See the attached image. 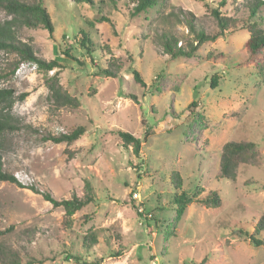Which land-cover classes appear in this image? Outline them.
<instances>
[{
  "label": "rangeland",
  "instance_id": "374dc122",
  "mask_svg": "<svg viewBox=\"0 0 264 264\" xmlns=\"http://www.w3.org/2000/svg\"><path fill=\"white\" fill-rule=\"evenodd\" d=\"M94 1L91 8L45 0L53 36L41 28L18 33L37 57L56 59L63 68L46 73L22 62L0 81V89L28 94L12 111L25 128L0 138L4 169L24 186L0 182V242L34 264H264V246L256 248L240 234L252 233L264 211V71L245 61L249 32L238 29L201 46L195 57L172 59L159 35L174 33L185 48L193 39L182 18L186 13L217 33L207 3L220 8L221 0H171L134 16L128 0ZM246 4L226 0L220 10L246 17ZM97 10L110 21L98 23ZM259 15L264 28V6ZM9 19L0 9V23ZM82 32L89 33L95 53L82 47ZM113 58L122 69L106 76L100 69ZM17 60L1 51L0 70ZM134 69L145 86L136 82ZM56 72L79 106L54 104L45 78ZM82 126L86 133L71 145L43 140ZM118 130L141 140L139 155L125 147ZM241 140L254 142L259 157L239 168L234 183L225 181L219 177L222 148ZM29 187L58 200L91 193L93 202L72 217L68 229L63 209ZM182 191L195 202L178 217L172 201ZM211 192L220 197L217 207L196 201ZM92 233L98 243L86 253L78 239ZM119 245L123 254L110 257ZM69 251L82 253V260L69 258Z\"/></svg>",
  "mask_w": 264,
  "mask_h": 264
},
{
  "label": "trees",
  "instance_id": "16d2710c",
  "mask_svg": "<svg viewBox=\"0 0 264 264\" xmlns=\"http://www.w3.org/2000/svg\"><path fill=\"white\" fill-rule=\"evenodd\" d=\"M78 4L88 5L93 7L95 5L94 0H74ZM171 0H128L129 4H132L131 14L140 15L142 13H147L150 9L156 7H164ZM205 2L206 0H197ZM222 2L219 7H224L226 0H221ZM264 6V0H247V4L244 6L245 12H247L246 17H228L221 13L220 8H213L207 3V8L210 9L211 14L216 20L218 32L215 34H210L203 30L196 24L193 14L186 13L183 15V21L186 24L188 32L193 36L192 41L186 44L185 48L178 46L179 39L174 35V33H161L158 40L162 44L164 51L171 56L172 59H177L179 57H195L199 48L206 43L214 42L218 37H224L237 31L238 29L247 30L250 34L248 40L244 45V52L246 56V63L253 65L260 72L264 71V58L263 62H260L264 51V28H263V17L259 15L261 8ZM0 9L6 12L10 17L0 23V52L5 51L6 53L16 54L18 60L10 65V67L4 72L0 70V81L13 76L22 62H30L36 64L41 71H52L56 68L62 69V64L58 60L45 61L35 54V51L31 44L21 41L18 33L23 28L28 29H44L47 30L51 36L54 34V24L51 15L46 7L45 0H31L29 2L22 0H0ZM96 21L109 22L110 19L103 15L101 10H97ZM82 36V47L89 52V54L95 53L92 38L89 33H81ZM108 49V48H106ZM224 57V55H212V60L217 61ZM75 59V58H74ZM92 62L94 59L91 57ZM79 63L83 64L78 60ZM107 68L100 69V72L106 76L116 77L119 75L122 69V63H120L115 58L107 60ZM133 74L137 83L145 86V82L141 74L134 69ZM45 84L50 91L51 99L54 104L59 108L66 107H77L80 105V101L77 97L72 96L68 90H66L59 77V72H56L51 77L45 78ZM27 93H22L16 96L14 90L1 88L0 89V138H3L6 134L15 131H20L25 126L21 121L12 114L13 107L17 102L24 101L27 98ZM195 105V103H193ZM86 133L85 127H77L67 134L52 135L48 134L43 137L44 141H51L55 144L66 143L71 145L72 143L78 141ZM118 135L123 141L126 148L132 147V151L136 155L140 154L141 151V140L135 138L132 134L118 130ZM147 139V137L145 138ZM1 143H0V182H8L20 187L22 184L18 182L15 176L4 169V162L1 155ZM259 157V150L254 142L241 140L238 142H228L222 148L221 161H220V172L219 177L228 182H235L237 179L239 168L242 165L250 164L251 162L257 160ZM178 180L176 177L172 178V181ZM176 185V184H175ZM88 190L92 191L91 185H87ZM177 189H181V182L178 180L176 185ZM28 189L33 192L42 194L43 198L51 203L54 207H61L65 213L64 226L68 229L72 228L71 219L72 217L82 208L93 202V197L91 193L85 194L82 198L73 196L71 199L58 200L50 192H38L36 188L29 187ZM207 206L217 207L220 203V197L216 192H211L207 196L196 200ZM195 198L188 197L186 191H182L180 194H176L173 198L172 203L177 206V216L182 217L187 206L194 203ZM138 215L142 216V214ZM146 220H148L146 218ZM157 222V219L154 220ZM3 234V232H0ZM245 235L249 242L256 248L264 246V211L261 214L258 222L256 223L252 233L247 230L242 229L240 234ZM82 242L83 251L89 253L91 248L98 243V238L96 233L87 236H82L78 239ZM72 246L75 248L76 242L72 241ZM120 250L111 251L110 257L116 258L123 254L125 249L122 245H119ZM82 253L79 251L70 252L68 257L76 261L82 260ZM36 260L25 261L22 254L7 245L6 243L0 242V264H34ZM84 264H99V262H83ZM191 264H207L205 261L194 262Z\"/></svg>",
  "mask_w": 264,
  "mask_h": 264
},
{
  "label": "built area",
  "instance_id": "2783aa9c",
  "mask_svg": "<svg viewBox=\"0 0 264 264\" xmlns=\"http://www.w3.org/2000/svg\"><path fill=\"white\" fill-rule=\"evenodd\" d=\"M136 195V194H135ZM137 196V195H136Z\"/></svg>",
  "mask_w": 264,
  "mask_h": 264
}]
</instances>
